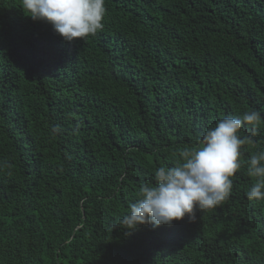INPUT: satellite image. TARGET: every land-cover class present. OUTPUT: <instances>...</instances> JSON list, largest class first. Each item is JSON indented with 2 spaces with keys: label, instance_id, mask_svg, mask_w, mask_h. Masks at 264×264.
I'll list each match as a JSON object with an SVG mask.
<instances>
[{
  "label": "trees",
  "instance_id": "16d2710c",
  "mask_svg": "<svg viewBox=\"0 0 264 264\" xmlns=\"http://www.w3.org/2000/svg\"><path fill=\"white\" fill-rule=\"evenodd\" d=\"M64 42L0 0V264H264V0H105ZM244 125L229 198L171 226L114 228L159 166L227 116ZM55 129V131H53Z\"/></svg>",
  "mask_w": 264,
  "mask_h": 264
},
{
  "label": "clouds",
  "instance_id": "9594fccd",
  "mask_svg": "<svg viewBox=\"0 0 264 264\" xmlns=\"http://www.w3.org/2000/svg\"><path fill=\"white\" fill-rule=\"evenodd\" d=\"M33 21L51 26L64 42L95 35L103 29L105 0H20ZM262 120L259 110L250 108L242 117L227 116L205 129L196 146L180 150L173 166H159L151 181L142 183L138 198L128 205L118 226L130 235L140 226H171L185 217L197 220L196 212L215 209L226 201L233 188L232 177L241 168V148L256 143L241 137L244 125ZM55 131V129L53 130ZM255 183L246 192L248 200H264V150L246 161Z\"/></svg>",
  "mask_w": 264,
  "mask_h": 264
}]
</instances>
